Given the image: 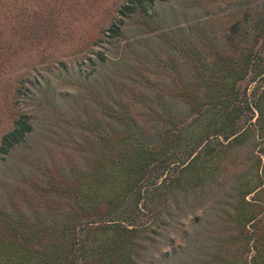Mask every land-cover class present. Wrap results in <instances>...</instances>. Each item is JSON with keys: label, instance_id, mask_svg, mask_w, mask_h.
I'll return each instance as SVG.
<instances>
[{"label": "trees", "instance_id": "16d2710c", "mask_svg": "<svg viewBox=\"0 0 264 264\" xmlns=\"http://www.w3.org/2000/svg\"><path fill=\"white\" fill-rule=\"evenodd\" d=\"M45 1L35 0L41 10ZM17 3L0 0V66L19 33ZM154 5L125 0L104 34L123 39L131 18L140 33L158 30ZM220 12L191 23V38L185 28L171 30L177 41L149 62L165 69L113 75L101 105L108 121L82 125L75 153L53 167L60 182L48 175L6 196L0 264H139L164 216L190 205L217 238L163 259L264 264V0ZM33 130L28 116L14 119L0 137V158Z\"/></svg>", "mask_w": 264, "mask_h": 264}, {"label": "rangeland", "instance_id": "374dc122", "mask_svg": "<svg viewBox=\"0 0 264 264\" xmlns=\"http://www.w3.org/2000/svg\"><path fill=\"white\" fill-rule=\"evenodd\" d=\"M124 1L47 0L41 10L33 0L25 10L18 0L19 33L0 66V137L23 114L34 130L24 143L0 158V206L7 195L19 186L26 188L29 181L42 182L48 175L62 180L53 167L64 163L62 153H75L72 141L78 140L82 125L93 127L102 118L108 121L101 105L110 98L114 74L122 75L124 69H165L149 62L156 52L177 41L171 30L185 28L191 38V23L205 19L207 12L221 17L222 8L241 0H154L158 30L140 33L143 28L131 18L122 28L123 39H109L104 30L117 19V9ZM24 18L28 20L23 27ZM100 54L106 56L105 62L100 61ZM162 58L168 60L165 55ZM253 144L257 150L258 144L249 142ZM193 210L190 205L186 213L165 215L139 264H175V258L163 259L161 254H191L195 241L212 246L217 234L211 235L205 222L195 221Z\"/></svg>", "mask_w": 264, "mask_h": 264}]
</instances>
